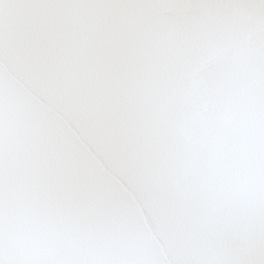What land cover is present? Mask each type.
<instances>
[{"label":"snow or ice","instance_id":"obj_1","mask_svg":"<svg viewBox=\"0 0 264 264\" xmlns=\"http://www.w3.org/2000/svg\"><path fill=\"white\" fill-rule=\"evenodd\" d=\"M0 264H264V0H0Z\"/></svg>","mask_w":264,"mask_h":264}]
</instances>
